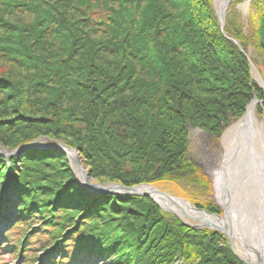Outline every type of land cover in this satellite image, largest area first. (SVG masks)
I'll use <instances>...</instances> for the list:
<instances>
[{
	"label": "trees",
	"instance_id": "obj_1",
	"mask_svg": "<svg viewBox=\"0 0 264 264\" xmlns=\"http://www.w3.org/2000/svg\"><path fill=\"white\" fill-rule=\"evenodd\" d=\"M53 1L0 0V50L41 78L24 72L27 80L10 89L9 103L0 102V146L41 136L60 141L80 152L99 183L165 191L177 184L193 205L219 213L209 177L188 158V126L219 134L229 116L242 113L251 90L264 94L228 39L264 73V0L250 1L245 24L239 11L228 12L223 32L205 0H64L56 11ZM167 4L184 10L173 13ZM20 9L35 19L3 18ZM7 79L0 76L11 85ZM39 89L37 112H27L22 95L35 99ZM5 187L19 202L9 231L34 227L25 251L31 236L61 239L45 264L81 252L109 264H242L221 233L186 226L147 196L87 192L56 149L0 156V203ZM69 246L79 252L67 254ZM27 252L23 264L35 258Z\"/></svg>",
	"mask_w": 264,
	"mask_h": 264
},
{
	"label": "bare ground",
	"instance_id": "obj_2",
	"mask_svg": "<svg viewBox=\"0 0 264 264\" xmlns=\"http://www.w3.org/2000/svg\"><path fill=\"white\" fill-rule=\"evenodd\" d=\"M224 3L225 0H214L215 9L223 7ZM252 74L256 83L264 89V78L255 70ZM255 108L254 103L248 105L241 118L222 134V162L214 172V179L216 195L224 210L223 217L197 211L185 200L172 201L147 185H140L137 190L151 193L161 207L176 213L186 222V216H191L199 218V222L204 220L225 228L239 257L249 262L264 264V120L257 119ZM69 153L75 157L72 151ZM87 170L85 167L82 172H77L81 181H84ZM103 188L113 189H109L107 184H104ZM2 199L5 200V207L9 205L10 209L4 208L0 220L2 222L6 217V220L13 223L11 209L15 208L18 212L17 195L8 191ZM96 256H99L98 260L102 262L104 257L98 254L91 255V262L86 261L87 264H94ZM105 258L109 264V258Z\"/></svg>",
	"mask_w": 264,
	"mask_h": 264
},
{
	"label": "rangeland",
	"instance_id": "obj_3",
	"mask_svg": "<svg viewBox=\"0 0 264 264\" xmlns=\"http://www.w3.org/2000/svg\"><path fill=\"white\" fill-rule=\"evenodd\" d=\"M63 1L64 0H56V1L54 0L53 1V6H55V11L58 10V9H61L59 6H60V3L63 2ZM205 1L206 2L209 1L211 3V7H212V10H213V13H214V15L217 18L216 9H215V6H214V0H205ZM243 5H245V6H243ZM167 7L173 13H175V12L176 13H180V12H182L184 10V7L183 6H180L178 8V7H174V6H172V7L171 6H168V4H167ZM20 10L21 11H17L18 13H15V14H13L12 12L11 13H8L6 11L3 14V18L4 19H7V20H9L11 22H14V23L15 22H17V23L18 22H28L29 23V22H32L33 19H35V17L32 14L26 13L22 9H20ZM233 10L239 11V14L241 16V20L245 24L246 19H247V16L249 14V10H250L248 0H231L230 3H229V5H228V8L226 10V14L228 12L233 11ZM217 21H218V18H217ZM218 24H219V21H218ZM224 25H225V18H224ZM223 28H224V26H223ZM219 30L221 32H223V29L220 28V25H219ZM90 32H91L92 35L94 34V37L95 38H96V36H97V38H101V36H102L100 34H95V32H96L95 29L92 30V31H90ZM55 41H57V40H55ZM3 50L4 49H1L0 50V76H4V77L9 78L7 80L9 82V84L11 83V85H5L4 84L5 81H0V82H2L0 84V102L1 103L2 102L3 103H5V102H8L9 103L10 97L11 98L13 97V96H11L12 94L10 92V89L12 87L14 88L15 85H16V83H18V82L20 83L19 85H21L22 79L24 81L27 80V78L25 77V75H23L24 72H28L29 75H32V76L27 75V77H28L29 80H37V81H40L41 78L38 75H34V73L32 72V69L25 68L22 71L21 70V67L18 65L22 61V58L18 56V57H15V58L12 57V58L9 59V58L6 57V55H5V53H4ZM247 55L249 57L250 62H252L249 54H247ZM55 56H57V55H55ZM63 62L64 61L62 59H59V63H58L59 66H61L63 64ZM65 68H66V66H65ZM256 70H257L258 74L262 78H264V73L259 68H257V67H256ZM252 72H253V70L250 68L249 75H250L251 83L252 84H255V86L260 91H262L264 93V90H262L257 85L256 81L253 79ZM72 76H73V74L70 75V76H68V77H66V78L69 79ZM65 79H64V81H67ZM59 82H61V79L59 80ZM66 87H68V86H66ZM39 91H40V89H39ZM59 92H62V89H60ZM37 93L40 96L41 91L40 92H37ZM26 96L27 95H22L23 102L25 103L24 107H27L25 110H27V112H30V113L37 112V110L34 109V107H38V105H36V104L33 105V104L35 102L39 101V99L40 98H43V97L42 96H40V97L39 96H37V97L35 96V99H34L32 96H30L28 98ZM27 99L33 100L31 102V105L26 104L25 101ZM255 99L258 100V101H260V102L254 103L256 105L255 115H256V117H257L258 120H264V94L261 97H257L254 94L253 90H251V97L248 100V102L244 105V108H243L242 113L239 116H237V117L236 116H233V117L229 116L228 122L226 124H223L222 125L219 134H215V133H212V132L203 131L199 127H189L188 126V158L190 160H192L201 169V171L205 175H207L209 177V179L211 181V189H212L211 200L219 208V213L210 212L208 210H206V211H208L210 213H213L215 215H218L219 217H223L224 216V210H223L222 206L220 205V203L218 201V198H217V195H216L214 172L218 170V168H219V166H220V164L222 162V143H221L222 134H223V132L231 124H233L239 118H241V116L245 113L247 106L250 105V104H252V101L255 100ZM44 100H45V97H44ZM63 103L64 104L61 105V107L67 104L65 100L63 101ZM1 138H6V137L3 134H0V139ZM34 140H36L35 142L40 147H43V149H50L49 146L51 145V140H48V139H46L43 136L38 137V138H36ZM20 146L21 145H19L17 147H20ZM45 146H46V148H45ZM0 148H2V146H0ZM19 155H21V154H19ZM80 156H81V154H80ZM81 158H82V162H80L81 165L83 167L88 168L87 165H86V163L84 162L82 156H81ZM71 168H72L73 171L75 170V166H71ZM88 170H90V169L88 168ZM89 182L91 184L99 183L96 180H94L91 175H90V178H89ZM103 183H106V182H101V185H104ZM109 183H113V182H109ZM143 184H148V183H143ZM174 185H176V186L171 187V189H168L166 191L165 190H163V191L167 192L169 195H171L173 197L185 199V200L189 201V203L191 205H193V203L189 199L186 198V196L183 194V192H181V189L179 188V186L177 184H174ZM84 188H85L84 190H86L89 193H93L94 194V192H95V189H93V188H89V187H84ZM102 193H104V192H102ZM97 194H100V193H97ZM115 194H120V193H115ZM193 206H195V205H193ZM5 208L6 209H10L9 205H6ZM196 208H198V207H196ZM198 209H201V208H198ZM16 212L17 211H16L15 208L14 209H11V213H12L11 214V218L13 220V223H10L11 220H6L7 219L6 217L2 219V222L0 220V245H3V248H1V250H0V264H23L28 259V258L26 259L24 257V254L27 251H23V247H21V245H20V247L17 246V249H16L15 248L16 247L15 242H16V239L21 238V236L23 238H25L28 233L30 235L32 234V236H33V234H34V231H33L34 230V227L33 226H30V227H28L26 229V228L22 227V225H21L22 223H21L16 230H14L13 232H10L9 230L16 225V222L18 220V218H17L18 213H16ZM1 217H2V213L0 212V219H1ZM80 218H82V216H80ZM187 223L188 224H198L197 221H194V220L191 221V220H188V219H187ZM200 229H202V228H200ZM47 235L48 234L46 233L44 236H41V237H38V236H35V237H32L31 236L30 237V239H31V242H30V251H28L27 253H29V254L34 253L35 258L31 260V262H33V264H43L45 262L46 256L51 254V252H49V254H47L43 258V263L41 262L42 261L41 260V258H42L41 257V254H43V252H44L43 250L44 249H47L48 243H45L44 244L45 245L44 247L41 244L44 241L48 242L46 240V236ZM13 241H15V242H13ZM9 243H11V245ZM69 245H70V243H69ZM9 246H12L14 248H12V250H9L8 249ZM67 250H68L67 254L68 253L70 254V253H74V252H76V253L79 252L78 250H75V248H72L70 246H69V249L67 247ZM72 250H74V251H72ZM78 254H77L78 257H77V255L75 256L76 257L75 260L74 259L73 260L72 259H69V260L63 261V264H87L88 262H86V261H90L91 253L90 254H86V253L84 254V252H81V253H78ZM56 255H54V256H56ZM96 255H98V254H96ZM96 257L97 258H96L94 264H108V261H106L105 256H103L105 259L103 258L102 259V262H99V260H98V257L99 256H96Z\"/></svg>",
	"mask_w": 264,
	"mask_h": 264
},
{
	"label": "water",
	"instance_id": "obj_4",
	"mask_svg": "<svg viewBox=\"0 0 264 264\" xmlns=\"http://www.w3.org/2000/svg\"><path fill=\"white\" fill-rule=\"evenodd\" d=\"M230 1L231 0H225L224 6L221 7V8H218V10H216L217 18H218L219 25H220L221 29H223V26H224V18H225L226 10L228 8V5H229ZM229 40L238 45V43H237V41L235 39L229 38ZM239 50L241 52H244L241 47H239ZM245 57L247 58V60L249 62L250 68L257 72V70H256L255 66L253 65V63L250 62L249 57L247 55H245ZM260 88L262 90H264L262 87H260ZM257 102H260V101H258L256 99L252 101V103H257ZM35 141L36 140H33L32 142H30V143H28V144H26L24 146L16 147V148H13V149L0 148V156L8 159V158H10L12 156H15L17 154L23 153L24 150H26V149H28L30 147L39 148L40 146ZM49 148L56 149V150L62 152L63 154H65L66 159L69 162L70 166H75V170L73 172L75 174V177L77 179L78 184L83 189H85L84 187L93 188V189H95L94 194L104 192V193L129 194V195H136V196H147V197L151 198L160 207V209L162 211L170 213V214L176 216L184 225L189 226V227L194 228V229H200V228L203 229V228H205V229H208V230H213V231H217V232L221 233L223 236H225L227 238L232 253L236 256V258L242 264H258V263L249 262V261L239 257V255L235 251V248H234L233 242H232V240L230 238V235H229V233L227 232V230L225 228L216 226V225L208 223V222H205L204 220L199 222V220H200L199 218H193L191 216H186V218L188 220H191V221H193V220L197 221L198 224H188L186 221L182 220V218H180L176 213H174L172 211H167L163 207H161L159 205V203L151 196V193H149V192H140V191L137 190V187L140 186V185H147V186L151 187L156 193H158V194H160L162 196H165L168 199H171L172 201H173V199H181V200H185V199L173 197V196L169 195L167 192H165V191H163V190H161V189H159V188H157L155 186H152L150 184H140V185H135V186H124L122 184H118V183H114V182L113 183L106 182V183H103V184H107L109 189L113 188L112 190H106V189L103 188V185H101V183H94V184H91L90 182L88 183V180H89L90 175H91V171L90 170H87L86 174H84V176H85L84 181H81L80 178H79V175L77 174V172L78 171L82 172V169H84L85 167L83 168V166L80 163V162H82V158L80 156V152L77 149L72 148V147H70V146H68L65 143L60 142V141H52L51 145L49 146ZM40 149H43V147H40ZM69 151H72L75 154V157L71 156ZM185 201H187V200H185ZM187 202L189 203V201H187ZM192 207H194V209L197 210V211H204V212H207V213L211 214L210 212H208V211H206L204 209H198V208H196L193 205H192ZM215 216H218V215H215ZM262 260L264 261V257H263ZM175 264H177V263H175Z\"/></svg>",
	"mask_w": 264,
	"mask_h": 264
}]
</instances>
